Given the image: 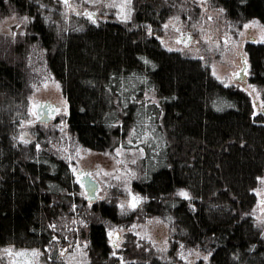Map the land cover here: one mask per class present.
Instances as JSON below:
<instances>
[{
    "label": "trees",
    "instance_id": "obj_1",
    "mask_svg": "<svg viewBox=\"0 0 264 264\" xmlns=\"http://www.w3.org/2000/svg\"><path fill=\"white\" fill-rule=\"evenodd\" d=\"M211 3L235 29L251 20L264 25V0ZM50 5L60 7L57 0H0V18H29L20 40H0V247L37 249L43 264H64L59 247L81 240L91 264H107L108 223L121 217L116 201L87 204L68 163L42 136L17 141L29 115L31 46L61 85L79 144L143 149L133 185L147 197L143 214L172 222V255L197 249L208 261L194 264H264V226L253 215L264 176V116L246 91L224 86L203 61L167 50L158 38L178 13L196 23L197 5L133 0L129 22L84 21L63 34L47 18ZM246 51L248 80L264 101V43ZM78 215L86 227L74 223ZM145 250L131 248L138 260L129 264H168Z\"/></svg>",
    "mask_w": 264,
    "mask_h": 264
},
{
    "label": "rangeland",
    "instance_id": "obj_2",
    "mask_svg": "<svg viewBox=\"0 0 264 264\" xmlns=\"http://www.w3.org/2000/svg\"><path fill=\"white\" fill-rule=\"evenodd\" d=\"M57 1L59 9L58 5H50L47 18L61 34L81 28L84 21L92 24L109 19L129 22L134 14L133 0ZM192 1L201 11L196 23L191 21L190 16L183 20L179 13L173 15L165 22L159 41L167 50L203 61L224 86L246 91L253 100L255 112L262 113L264 101L260 89L249 80L240 82L235 74L242 71L244 64L249 66L248 44L264 43V25L258 20H251L240 29H235L225 20L222 10L212 5L211 0ZM28 22V17L17 14L0 18V40L4 38L11 44L16 43L26 33ZM33 49L30 46L25 59L30 90L29 115L22 122L17 141L27 145L39 134L48 151L68 163L79 185L80 196L87 201L79 181L89 174L102 188L99 201H116L121 217L116 224L108 223L111 255L107 264H129L138 260L137 257L130 258L133 256L130 250L139 247L168 264L208 261V255L197 249H182L172 255L171 241L175 233L172 222L161 217H148L141 211L147 197L138 192L133 183L139 175L138 165L144 155L143 149L119 147L112 151H96L78 143L69 131L68 106L61 85L48 71L43 54ZM44 105L49 109L47 116L51 120L48 123L38 122L33 114ZM254 193L257 203L253 215L257 223L264 226V176ZM133 197L137 198L135 207H132ZM87 204L94 203L87 201ZM82 216L78 215L74 223L86 227V219ZM87 247L88 244L81 240L63 244L59 247L60 259L64 264H91ZM42 256L37 249L0 247V264H43Z\"/></svg>",
    "mask_w": 264,
    "mask_h": 264
},
{
    "label": "water",
    "instance_id": "obj_3",
    "mask_svg": "<svg viewBox=\"0 0 264 264\" xmlns=\"http://www.w3.org/2000/svg\"><path fill=\"white\" fill-rule=\"evenodd\" d=\"M248 70H249V66L244 64V68L242 69L241 72V78H238L240 82H244L248 80L249 78V73L247 72ZM261 112L264 113V111ZM50 120H51L50 118H47L46 121L44 119H40L38 120V122L48 123L50 122ZM79 183L84 190V193L87 197V201L95 203L101 199L100 193L102 191V188L100 184L97 182V180L93 178V176L87 174L86 178H84V180H80Z\"/></svg>",
    "mask_w": 264,
    "mask_h": 264
},
{
    "label": "flooded vegetation",
    "instance_id": "obj_4",
    "mask_svg": "<svg viewBox=\"0 0 264 264\" xmlns=\"http://www.w3.org/2000/svg\"><path fill=\"white\" fill-rule=\"evenodd\" d=\"M190 39L192 38L191 36L189 37ZM241 72L242 71H240V72H238L237 74H235V76H236V78L238 79V78H241ZM240 76V77H239ZM48 108H47V106H41V107H39L38 108V110L36 111V116H37V119L38 120H40V119H44V120H46L47 118H48V116H47V113H48ZM109 237V236H108Z\"/></svg>",
    "mask_w": 264,
    "mask_h": 264
},
{
    "label": "snow or ice",
    "instance_id": "obj_5",
    "mask_svg": "<svg viewBox=\"0 0 264 264\" xmlns=\"http://www.w3.org/2000/svg\"><path fill=\"white\" fill-rule=\"evenodd\" d=\"M68 2V0H65V3H67ZM34 108L36 107L35 105L33 106ZM55 111H59V109H56ZM34 115H36L37 113H33ZM119 154V153H118ZM181 195H184V196H187V193H181ZM136 197H133V204H132V207H135L136 206V204H135V202H136ZM37 253H33V255H36ZM21 255H23V254H21Z\"/></svg>",
    "mask_w": 264,
    "mask_h": 264
}]
</instances>
